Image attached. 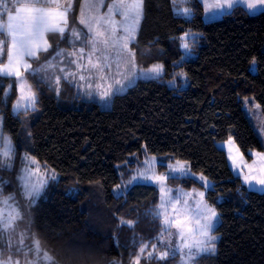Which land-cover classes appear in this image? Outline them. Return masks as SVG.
I'll list each match as a JSON object with an SVG mask.
<instances>
[{"label":"trees","instance_id":"16d2710c","mask_svg":"<svg viewBox=\"0 0 264 264\" xmlns=\"http://www.w3.org/2000/svg\"><path fill=\"white\" fill-rule=\"evenodd\" d=\"M75 1L71 24L78 25L82 0ZM174 2L144 0V19L132 45L138 65L163 64L165 74L140 80L116 95L111 109L82 103L73 88L58 96L30 75L37 110L17 114V79L0 77L3 133L15 143L17 162L27 152L59 174L33 203L22 191L18 169L0 166V181L10 180L23 215L1 243L14 245L13 259L20 264L34 259L31 254L15 255L21 236L24 251L38 238L56 264H135L140 247L148 244L150 249L160 240L163 225L154 215L160 191L136 184L116 196L113 189L120 173L134 172L136 163L128 157L144 148L167 162L189 163L194 174L213 183L206 199L220 214L218 247L216 253L201 256L198 264H264V192L244 184L227 149L219 146L233 139L248 161L264 150L244 110L245 100L254 98L264 115V11L252 14L238 5L206 22L198 0H193L191 19L176 15ZM188 32L193 35L186 53L180 37ZM48 36L52 48L34 63L61 48L60 34ZM180 73H186V87ZM168 181L190 190L203 186L194 176ZM122 220L131 221V226ZM3 252L5 258L10 254L6 246ZM177 258L154 257L140 264H176Z\"/></svg>","mask_w":264,"mask_h":264},{"label":"snow or ice","instance_id":"6c2138e0","mask_svg":"<svg viewBox=\"0 0 264 264\" xmlns=\"http://www.w3.org/2000/svg\"><path fill=\"white\" fill-rule=\"evenodd\" d=\"M245 0H228L227 4H206V10L212 11L217 8L229 7L231 8L235 3H244ZM259 5H264V0H257V3H248L249 9H256ZM0 7L4 9L6 13V20L3 15H0V77H16L19 81V97L16 104L13 106L14 111L24 109L35 110L38 103L37 95L32 91L31 86L27 85L23 78V71H27L31 68L27 58H38L40 52H47L51 47L46 34L58 33L61 37L64 36L66 31H70L71 35L76 40L81 38V33L76 29H69L68 13L72 10V0H68L67 4L61 3V0H13V7L8 6V0H0ZM14 8V11H13ZM106 8L105 12H101L100 9ZM184 14H188L190 9L184 8ZM119 14L120 19L117 20L116 16ZM143 17V0H110V3L105 4V0H84L80 10L79 23L87 28V34L85 35V43L90 45V51L87 55V64L80 65L77 59L71 62L77 64L78 69L95 70L98 73L105 72V65L101 62V55L98 53L107 52L109 48L116 49L117 57L120 54L128 50V42L135 38V33L139 27L140 21ZM122 33V34H121ZM193 35L191 32L185 33L180 37L182 44L181 47L186 51H190V45L187 42V37ZM98 45H103L101 49ZM63 50L56 53L57 56L62 55ZM85 48L81 47L78 52L73 51L68 55L77 57L79 60L85 59ZM132 56V64L135 66L134 53H130ZM93 56L96 57L93 62ZM6 57V60H5ZM103 61L110 59L109 55H103ZM255 63V61H253ZM23 66V71H22ZM52 65H49L51 67ZM110 67V65H109ZM117 67L119 62L117 61ZM35 71V70H33ZM64 71V69H61ZM143 71V70H141ZM164 71L163 64L153 65L148 72L152 73L155 77H159ZM74 75V74H72ZM135 75V73H133ZM180 75L186 76V73H180ZM103 80L105 77L101 75L99 77ZM83 80L85 77L80 76ZM129 81L131 77H127ZM59 77H57V83ZM120 83V81H117ZM123 86V85H122ZM12 85H9V90ZM91 87V86H90ZM111 87V85H109ZM8 92H5L7 95ZM111 93L104 91L101 93L102 98L108 97ZM232 143L231 140L228 141ZM15 154V148L12 145L11 139L0 132V166L10 164L12 157ZM261 161H264V153L256 154ZM232 159L231 155L229 156ZM155 158H153L154 160ZM146 165L148 162H145ZM169 173L166 175L149 174L148 171L139 172L137 176H133L128 184L133 181L143 179L145 181H152L160 185L162 193L161 203L155 210L154 215L162 222V234L167 233L169 236L176 235L181 241V245L173 246L171 244L168 247H174L172 255L179 252L181 248L188 249V261L195 260L196 256L204 253L214 251V245L212 241L215 237L210 235L211 229L214 224L213 221L217 218L215 209L207 206L203 203L204 192H183L178 190L176 196H171V190L165 192L164 184L171 177L175 178L174 174L179 172L182 175H190V166L176 161L175 165H168ZM55 179V176L51 177ZM22 181V188L24 189L25 197L34 203L36 197L40 196L43 191V184H34L30 182V177L27 175L20 177ZM201 181H205L204 187L207 188V178L201 175L199 177ZM245 183L252 185L253 180L259 185H264V178L256 179L255 177L245 176ZM124 187L117 185V188ZM194 196H199L201 199L196 201L192 199ZM0 242L4 240V234L9 229L15 230L16 222L23 219V215L20 208L15 203L14 196H3V189L0 188ZM192 199L190 205L189 200ZM182 205L183 209L191 212L194 216H189L178 207ZM121 223H127L131 226V221H121ZM175 229V233L171 230ZM202 237L197 239L196 237ZM191 237L193 243H189L188 239ZM23 236L18 241L19 246H15V255H23L25 258L31 254L34 259L27 260L26 264H40L41 261L44 264H56L55 258L51 256L47 251L41 248L40 240L38 238L33 239V246L29 247L27 251L23 249ZM7 247L10 254L5 258L3 247ZM14 247L9 241L7 245L0 243V264H20L19 259H13V253L11 249ZM149 247L148 244H144L139 249V254L135 257V264H140L141 257L145 253V250ZM153 251L148 252V257L153 256V252L156 250L157 245H151ZM195 249V251H193ZM168 251L160 252L155 258L157 260H165L169 257ZM187 264V261H186Z\"/></svg>","mask_w":264,"mask_h":264},{"label":"rangeland","instance_id":"374dc122","mask_svg":"<svg viewBox=\"0 0 264 264\" xmlns=\"http://www.w3.org/2000/svg\"><path fill=\"white\" fill-rule=\"evenodd\" d=\"M198 1L203 5V8H204L203 17L206 22H211V21L220 19L223 15L230 12L234 7L238 5L243 6L252 14L260 13L264 9V5H259V4L256 9H249L247 7V4L257 3V0H245L244 3L233 4L231 8L225 6L224 8H217V9H213L212 11H207L206 4H217V3L227 4L228 0H198ZM67 2L68 0H66L64 4H67ZM75 3L76 1L72 0V10L68 13L69 29L74 28L77 31H79L81 33V38L79 40H76L75 37L71 35L70 31H66L64 33V36L61 38V40L57 41V43L61 45V48L58 51L63 50L62 55L57 56L56 55V53L58 52L57 51L47 56L48 58L46 57L43 58L38 63H34V62L39 60L42 54L46 52H40L38 54V58H27L28 63L31 65V68L28 69L27 71H23V66H22L23 78L26 81L27 85L31 86L32 91L36 93V91L33 88V85L30 82V78H29L30 75L32 76L33 79H35L36 82L42 84V86H47L50 89L55 90L58 96L62 95L63 92L71 90V88H73L76 95H78V97L81 98L82 103L83 101H85L90 104H98L102 109H111L116 95H120V94L127 92L131 87L136 85L140 80L160 79L165 74V67L161 75L159 77H155L152 73L148 72V69H150L151 67L142 68L140 65H138L135 51L132 48V45L134 43H137L138 41L142 21L144 19V0H143V17L135 33V38L128 42V50L123 51L119 57H117L116 55L117 50L111 49V48H109L107 52L98 53V55H101V62L105 65V72L103 73H98L95 70H84L82 68L78 69L77 64H74L71 61L74 59H77L80 65H86L87 55H88V52L90 51V45H87L85 43V35L87 34V28H85V26L81 25L80 23L78 25L73 24V23L71 24V16L75 9ZM108 3H110V0H105V4H108ZM9 7L12 8L13 5L11 4L9 5ZM184 8L190 9V12L188 14H184L182 11ZM105 9L106 8H102L100 9V11L103 13L106 11ZM80 10H81V7H80ZM80 10H79V14L77 17L78 21L80 20ZM13 11H14V8H13ZM174 11H175V14L178 16H183V17H187L191 19L194 16V12H195V9L193 8V0H175ZM0 15H3L4 19L6 20V13L4 12V9L2 7H0ZM116 19L117 20L120 19L119 14H117ZM48 34H46V38L48 39L49 44H51ZM191 40H192V36L190 35L187 37V42L189 43V45H190ZM81 47L85 48V53H84L85 59L79 60L78 56L73 57V56L68 55L69 53L73 51L78 52V50ZM98 47L101 49L104 48L103 45H98ZM51 48H52V44L49 49ZM185 52L188 53L189 51L185 50ZM130 53H134L135 66H133L131 62L132 56L130 55ZM103 55H109L110 59L108 61H103L102 59ZM95 60H96V57L93 56V62H95ZM117 61L119 62V67H117ZM49 65H52V66L49 67ZM61 69H64V71H61ZM133 73H135V75H133ZM81 75H83L85 79L81 80L80 79ZM101 75H104L105 77L103 80L99 78ZM57 77H59L58 83H57ZM127 77H131V80L129 81L128 79H126ZM184 77L186 79V82L184 83L183 86L186 87L188 85V82H187V77L186 76ZM117 81H120V83H117ZM17 83H18V88H19L18 80H17ZM109 85H111V87H109ZM104 91H108L111 94L108 97L102 98L101 93ZM37 100H38V97H37ZM29 110H32V109H28L27 111ZM35 110H37V105H36ZM244 110L246 112V115L252 121L255 130H257V133L261 134L264 138V115H263V112H262V109L259 103L254 98H247L245 100ZM14 112L18 114L20 112H26V111L24 109H20L18 112L17 111H14ZM28 124L29 122H26V125ZM2 126H3V117L0 116V132L3 133ZM4 135L11 139L12 145L15 148V143L12 137L8 134H4ZM231 141H232L231 144H229L228 141L220 142L219 146L223 147L224 149H229L230 152L232 148L239 150L236 143L233 141V139H231ZM153 158L155 159L153 160ZM127 161H129L130 163H136L134 172L130 176H125L123 173H120L121 180L118 185H121V186L127 185V187L126 188L121 187L118 189L116 186L113 189L114 194L116 196H121V195L126 194L129 191V189L136 184H149V185H154L159 189L160 198H161L162 193L160 190V185L156 184L155 182L145 181L139 178L133 181L131 184H128V181L131 180L133 176H137L139 172L148 171L149 166L151 169L149 172L150 175L151 174L166 175L169 173L168 165L170 164L175 165L176 162H167L163 159L162 156L148 154L145 148L143 149L142 153L134 155V156H129ZM146 161L148 162L147 165L145 163ZM234 161L235 160L232 158V163H234ZM180 162L185 163L186 165L190 166L189 163L187 162H184V161H180ZM8 163L10 164V166H8V164H5L4 166H1V167L6 170H14L17 168L19 172V180H20L21 185H22V181L20 177L25 176V175L30 177L31 183H34L37 185L39 184L44 185L43 191L41 192L40 196L36 197L34 201H37L39 198H41L46 193L48 186L57 182L59 179V174L56 170L49 168L48 166H45L41 161H39L37 158H35L34 156H32L31 154L27 152H25L22 155L21 159L17 162L16 148H15L14 156L12 157L11 161ZM234 165L236 167V171L238 172L239 170L237 169L239 168H237V164H234ZM131 166L132 165L129 166L130 169L132 168ZM164 166H166V168H164ZM238 166L240 165L238 164ZM53 176H55V179L51 178ZM174 176L175 177L194 176L202 183V185H204L205 183V181H201L199 179L201 174L197 176V174H194L192 170H191L190 175H182L181 173L177 172L174 174ZM168 180L164 184L165 192H168V190H171L170 195L173 197L178 194V190H182L183 192H193V190H195L196 192H204L203 203L215 209L217 213V218L213 221L214 226L210 232V235L215 237V240L212 241V244L214 245V251L204 252L196 256L195 260L193 261H188L187 259L188 258L187 248H181L179 252H176L175 255H172V252L174 251V247L181 245V241L176 235L169 236L165 232L161 234L160 240L155 243L157 245V248L153 252V256L148 257L147 255L149 251H153L152 247L150 246V249L147 248L145 250V253L141 257L140 262L143 259L154 258L157 255H159L160 252L168 251L170 253L169 257L178 255L176 264H186V261H187V264H198V259L201 256L216 253L217 247H218L219 236L216 234L215 231L218 225L220 224V214L214 206L208 203L206 199L207 192L210 188H212L213 183L207 178L206 182L209 185V187L205 188L204 186H202L201 188L190 190V189H185L183 187L170 186ZM9 185H11L10 180L4 179L0 181V188L3 189V196L4 197L10 196V195L14 197L17 196V192L15 190H10ZM7 186H8L10 193H5L7 191ZM22 191L24 193L23 188H22ZM2 198L3 197H0V199ZM192 199L199 201L201 198L199 196H194ZM192 199L189 200L190 205L192 203ZM10 203L17 204L16 200L14 202L10 201ZM178 207L181 208L185 212V214L189 216H193L191 212H188L187 210L183 209L182 205H178ZM194 219L195 218L193 216V224H194ZM171 231L175 233L176 230L172 229ZM196 238L202 239V237H198V236ZM188 242L190 244L193 243V239L189 237ZM169 244L173 245L174 247H168ZM193 251H195V249H193Z\"/></svg>","mask_w":264,"mask_h":264},{"label":"crops","instance_id":"0c3cea01","mask_svg":"<svg viewBox=\"0 0 264 264\" xmlns=\"http://www.w3.org/2000/svg\"><path fill=\"white\" fill-rule=\"evenodd\" d=\"M12 1L13 0H11V3H12ZM65 1L66 0H62L61 3L64 4ZM82 2H83V0H82ZM262 11H264V9ZM5 60H6V57H5ZM256 133H257V130H256ZM258 136L260 137V139L262 140V142L264 144L263 136L261 134H258ZM227 151H228L229 155H231V157L235 160L234 163H232V159H230L234 169H236L234 164H237V168H239L237 170H239V171L238 172L236 171V172L242 178L244 184L249 189L264 192V185L257 184L255 182V180H253L252 185H249V184L245 183V179H244L245 176L255 177L256 179L264 178V161H261L260 158L256 155L257 153H264V150L254 152V157L250 161L245 159L244 155L241 153L240 150L232 148L231 152L229 149H227ZM238 162H240V163H238ZM238 164L240 166H238ZM245 168H247V169H245Z\"/></svg>","mask_w":264,"mask_h":264},{"label":"built area","instance_id":"2783aa9c","mask_svg":"<svg viewBox=\"0 0 264 264\" xmlns=\"http://www.w3.org/2000/svg\"><path fill=\"white\" fill-rule=\"evenodd\" d=\"M9 4L11 5L10 0H8V6H9Z\"/></svg>","mask_w":264,"mask_h":264}]
</instances>
